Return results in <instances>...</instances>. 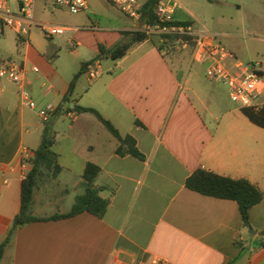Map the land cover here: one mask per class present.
<instances>
[{
    "label": "crops",
    "instance_id": "crops-1",
    "mask_svg": "<svg viewBox=\"0 0 264 264\" xmlns=\"http://www.w3.org/2000/svg\"><path fill=\"white\" fill-rule=\"evenodd\" d=\"M206 2L173 0L175 21L217 33L234 52L235 40L264 33V0ZM226 6L242 19L241 31L226 27ZM136 31L135 24L119 30ZM29 34L18 37L19 44H29ZM113 45L115 40L111 46L96 41L90 47L95 56L80 58L61 86L50 79L49 86L41 85L40 70L35 72L37 66L31 67L25 56V89L32 99L46 100L35 109L25 104L21 87L0 80V245L21 211L22 182L32 169L45 126L40 112L49 106L54 108L49 120L53 151L63 171L55 180L40 181L33 216L47 219L69 213L84 192L88 163L102 169L96 187L109 201L102 219L84 212L18 228L2 264H153L154 259L165 264H264V202L250 212L253 234L244 227L237 202L186 187L187 179L202 169L248 180L264 194V128L193 73L195 64H203L194 62L192 53L189 62L177 60L146 40L121 60L94 61L101 63V77L91 80L88 69L76 86L72 101L97 110L122 136H132L144 160L117 155L120 141L96 116L67 112L66 107L60 111L82 64L94 60L100 46ZM76 46L86 47L81 42ZM105 59L112 61L103 66ZM24 150L30 159H24Z\"/></svg>",
    "mask_w": 264,
    "mask_h": 264
},
{
    "label": "built area",
    "instance_id": "built-area-1",
    "mask_svg": "<svg viewBox=\"0 0 264 264\" xmlns=\"http://www.w3.org/2000/svg\"><path fill=\"white\" fill-rule=\"evenodd\" d=\"M118 6L123 14L134 21L137 31L148 37L173 36L174 49H192L193 61L207 66V78L227 89L231 101L241 108L260 110L264 105V70L260 63L245 64L239 60L236 53L224 46L220 36L201 25L177 23L174 19L176 5L173 0H164L156 10V22L149 23L144 19L143 6L139 0H109ZM38 3H43L52 10L65 9L78 15L89 8L87 0H0V37L5 36V28L13 30L18 37L29 34L33 25V11ZM80 28L58 25L47 27V37L66 36L68 33L80 31ZM88 30V29H87ZM95 30V29H91ZM136 31V32H137ZM170 48L163 52L168 54ZM35 72H39L34 67ZM99 61L92 64L88 75L96 80L102 75ZM0 80L9 81L21 87V97L32 109L37 107L29 91L25 89L26 69L22 62L14 58L0 59ZM54 108L47 107L40 112L42 120L48 122ZM24 159H30L28 150H24ZM26 179V178H25ZM153 264H165L160 259H154Z\"/></svg>",
    "mask_w": 264,
    "mask_h": 264
},
{
    "label": "trees",
    "instance_id": "trees-1",
    "mask_svg": "<svg viewBox=\"0 0 264 264\" xmlns=\"http://www.w3.org/2000/svg\"><path fill=\"white\" fill-rule=\"evenodd\" d=\"M162 1L164 0H147L144 3L143 15L144 19L149 23L156 22V10L159 3ZM208 1L213 2V0ZM125 35H132L129 42L119 45L113 49H106L105 47L100 46L98 56L94 60L82 64L80 71L72 79L69 90L64 96L62 105L59 109L62 112L63 107H66L67 112L92 114L96 116L120 141L121 145L116 152L117 155L121 157L132 156L139 160H144L145 156L139 151L137 142L132 136H122L115 126L109 120L104 118L97 110L77 105L74 101H72L80 78L86 73L94 61L102 60L104 57H110L114 61L121 60L128 54L131 48L146 40H150L151 44L155 46L159 52H163L167 48L174 47L175 42V37L173 36L148 37L145 33L139 31L125 33ZM72 104H74V107H71ZM242 112L252 123L264 128V105L258 111L251 108H242ZM54 145V133L51 129L50 121H48L45 122L41 144L34 152V159L31 161L32 169L26 179L22 182L21 211L14 219L12 228L10 229L5 241L0 245V264H2L4 254L18 228L35 222L72 218L84 212H88L102 219L107 212L109 201L100 195L102 189L96 187V182L102 172V169L93 163H88L83 175L84 192L76 197L69 213L64 215H55L47 219L33 216L32 208L34 204V195L36 189L40 185V181L44 177H50L55 180L63 171V168L59 164V157L53 151ZM186 187L191 191L207 197L237 202L242 215L244 227L249 230H253L250 221V212L255 206L264 202V194L256 185L245 179L234 180L199 169L187 179Z\"/></svg>",
    "mask_w": 264,
    "mask_h": 264
},
{
    "label": "rangeland",
    "instance_id": "rangeland-1",
    "mask_svg": "<svg viewBox=\"0 0 264 264\" xmlns=\"http://www.w3.org/2000/svg\"><path fill=\"white\" fill-rule=\"evenodd\" d=\"M87 1L89 3L88 10L78 15L71 14L67 10L56 11L45 8L41 3H38L33 11V20L36 25H33L30 29L29 44H19L18 36L14 31L5 28V36L0 37V59L11 57L21 62L25 56H28L31 67L37 66L40 70L41 85L46 83L49 86L50 79L53 82L55 81L56 86H61L62 79L72 76V72L76 70V62L80 61V58L92 59L95 56L90 47H93L96 41H99L103 46H111L112 40H115L113 48L129 42L130 37L120 33L119 30L134 25V21L125 16L121 9L109 0ZM139 1L144 3L146 0ZM199 1L207 3L206 0ZM220 1L223 3L235 2V0ZM226 10L228 12L226 27H229L230 30L241 31L242 27L239 23L242 22V19L235 17L236 12L233 7L226 6ZM232 16L234 18L233 22L231 20ZM239 16L242 17L241 14ZM261 16H264V14H261ZM261 22L264 23V20H261ZM58 25L78 26L84 30L78 33H68L66 36L47 37L46 28ZM95 28L101 31L96 33L86 32L87 29ZM107 40L109 42L105 43ZM80 42L86 47H77L76 44ZM235 45V52L239 60L245 64L260 63L264 70V33L257 32L254 36L239 38L235 40ZM191 53L192 49L190 48L178 51L172 47L168 51V56L189 62ZM108 61L112 60L105 59L103 66H106ZM206 70V65L201 66L198 64H195L194 69H192L193 73H199V77L206 84H210L215 90L219 91L226 102L232 103L227 89L210 81L206 76ZM32 100L39 106L41 102H46L40 97H35Z\"/></svg>",
    "mask_w": 264,
    "mask_h": 264
},
{
    "label": "water",
    "instance_id": "water-1",
    "mask_svg": "<svg viewBox=\"0 0 264 264\" xmlns=\"http://www.w3.org/2000/svg\"><path fill=\"white\" fill-rule=\"evenodd\" d=\"M250 233H253L254 234L255 232L253 230H250Z\"/></svg>",
    "mask_w": 264,
    "mask_h": 264
}]
</instances>
